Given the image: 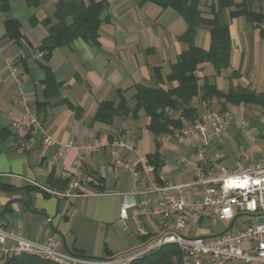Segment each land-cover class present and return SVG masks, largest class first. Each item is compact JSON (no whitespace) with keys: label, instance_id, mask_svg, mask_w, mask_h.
I'll return each mask as SVG.
<instances>
[{"label":"crops","instance_id":"0c3cea01","mask_svg":"<svg viewBox=\"0 0 264 264\" xmlns=\"http://www.w3.org/2000/svg\"><path fill=\"white\" fill-rule=\"evenodd\" d=\"M94 1L107 4L95 40L78 36L69 45L57 48L47 60L42 44L50 27L59 21L58 12L67 25H72L77 16L71 11L73 4L88 7ZM216 3L217 0H199L202 16L214 18ZM238 10L260 17L255 20L245 13L231 15ZM222 18L229 23L230 65L220 73L209 62L200 65V94L192 105L197 108V116L208 107L222 106L246 121L244 128L233 122L205 152L208 158L218 154L221 162L236 166L244 153H250L253 159H264V116L254 120L244 111L247 107L264 113V107L225 104L224 98L216 96L206 100L201 97L206 82L225 93L231 88H245L264 94V0H231ZM9 19L18 24L10 30ZM186 29L187 22L177 10L150 1L0 0V227L40 242L56 234L61 250L97 258L128 253L145 243L142 237L123 230L117 223L124 196L137 198L134 193L140 188L139 179L112 165L107 147L86 156L85 180L79 194L59 196L51 192L66 189L65 173L73 169L77 152L71 149L57 169L42 144L31 151L19 146L11 122L22 114V108L14 101L16 83L6 59H14L27 99L54 137L63 143L114 138L133 142L139 156L124 149L121 155L138 169L142 168L141 157L148 159L158 150L159 174L183 182L191 180L192 175L177 164V159L194 156L196 147L174 134L156 137L147 128L149 116L143 109L135 113L134 105L138 86L168 89L178 84L170 83L168 78L180 54L189 47L180 38ZM194 42L200 48H210L207 26L198 28ZM43 65L51 68L61 83L58 93L53 94L50 89L47 95ZM123 99L128 111L116 115L111 123L95 119L102 102L110 101L117 108ZM149 164L153 176H157L155 165ZM261 217L264 216L258 219ZM251 219L255 220L251 216L238 218L244 225ZM211 222L212 226L218 225V219ZM145 224L154 237L163 232L155 220L146 218ZM188 228L191 226L186 227L185 233Z\"/></svg>","mask_w":264,"mask_h":264},{"label":"built area","instance_id":"2783aa9c","mask_svg":"<svg viewBox=\"0 0 264 264\" xmlns=\"http://www.w3.org/2000/svg\"><path fill=\"white\" fill-rule=\"evenodd\" d=\"M16 83L14 101L19 103L22 114L14 118L11 128L19 146L27 151L42 144L50 153V160L59 168L71 149L77 155L74 167L67 171V187L63 191L52 190L59 196H74L80 193L85 180L84 160L89 153L108 148L111 164L124 168L139 179L137 198L124 196L117 223L125 231L140 237L152 234L145 219L155 220L163 232L153 240L128 253L111 258H97L85 254L63 251L56 234L40 242L25 237L21 232L7 231L0 227V264H7L13 257L32 255L56 264H130L134 259L159 249L165 244H177L184 264H228L240 261L243 264H264V159H253L250 153L242 154L236 166L220 161V156H206L207 147L220 139L234 122L244 128L246 121L238 119L229 110L208 107L201 116L185 124L174 136L180 141L195 146V155L177 159V164L187 168L192 178L176 182L163 174L153 176V167L141 157L142 168L126 160L121 150L139 156L133 142L121 139L103 141H69L63 143L49 133L24 92L21 72L12 57L6 59ZM199 142V144H196ZM197 145V146H196ZM212 161H216L213 165ZM251 216L245 225L238 218ZM224 220L225 229L210 235L185 234L204 219ZM50 220V218H49Z\"/></svg>","mask_w":264,"mask_h":264},{"label":"trees","instance_id":"16d2710c","mask_svg":"<svg viewBox=\"0 0 264 264\" xmlns=\"http://www.w3.org/2000/svg\"><path fill=\"white\" fill-rule=\"evenodd\" d=\"M141 3L155 2L163 8H173L177 10L187 22V29L180 37L188 44V49L184 50L174 64L172 72L168 78L170 83L176 81V86L168 89L159 87L138 86L134 111L137 113L143 109L150 122L147 128L156 136L163 134H175L186 123L193 121L197 116V108L192 105L195 97L199 96L200 77L197 74L201 64L211 63L215 70L220 73L230 65L231 55V36L229 23L224 21L222 13L226 7L231 4V0H217L214 5V18H205L199 9V0H140ZM107 4L104 1L92 2L90 6L78 7L73 4L72 12L77 16L72 25H67L64 18L58 12L59 21L50 27L49 35L44 39L42 50L45 51V58L49 60L53 52L64 45H69L74 38L81 36L87 40H95L98 35L101 24V14L106 9ZM247 14L250 18L259 19V15L251 14L244 10H238L231 13L232 16ZM18 25L13 19L7 21V27L10 30L12 26ZM207 26L211 33V46L209 49H203L195 45V35L199 27ZM17 35V34H14ZM46 78L47 95L50 89L53 94L58 93L61 83L56 81L51 68L43 65ZM201 99H209L213 96L224 98L225 104H260L264 107V94H257L254 91L245 88L230 89L227 93L220 91L214 84L206 82ZM52 91V90H51ZM128 111L126 101L123 99L119 107H115L110 101L102 102L98 108L95 119L104 123H111L114 117L120 113ZM180 113L175 117L176 113ZM157 149L160 148V142L156 141ZM160 154L157 151L147 156L148 163L155 165V173L159 175L160 164L158 158ZM68 181L66 180V186ZM102 188V186H101ZM158 237V236H157ZM150 235L142 236L145 243L157 238ZM119 255V254H118ZM117 255H110L105 258H111ZM7 264H56L51 261L42 260L32 255H22L8 260ZM130 264H184L182 252L177 244L170 243L161 246L159 249L142 255L134 259Z\"/></svg>","mask_w":264,"mask_h":264},{"label":"rangeland","instance_id":"374dc122","mask_svg":"<svg viewBox=\"0 0 264 264\" xmlns=\"http://www.w3.org/2000/svg\"><path fill=\"white\" fill-rule=\"evenodd\" d=\"M257 106H258V108H262L259 105H257ZM211 108L223 109L222 106L211 107ZM225 110H228V109H225ZM244 111H245L248 118L253 117L252 119H254V120L258 119L261 116H264L263 111L262 112L261 111L259 112V110L251 111V110H248L247 107L244 108ZM258 221H264V217H261L260 219H258ZM211 224H212V222L209 219L205 218L203 221L197 222L196 227L194 229L188 228L187 233H189V231H191V234H193V235H210L213 232H216L215 231L216 228H223L225 225L227 226V223L224 220H220V219H218V225L216 227L212 226ZM187 233H185V234H187Z\"/></svg>","mask_w":264,"mask_h":264}]
</instances>
